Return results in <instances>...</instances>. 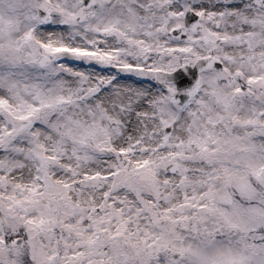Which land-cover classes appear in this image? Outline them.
<instances>
[{"label":"snow or ice","instance_id":"obj_1","mask_svg":"<svg viewBox=\"0 0 264 264\" xmlns=\"http://www.w3.org/2000/svg\"><path fill=\"white\" fill-rule=\"evenodd\" d=\"M0 264H264V0H0Z\"/></svg>","mask_w":264,"mask_h":264}]
</instances>
